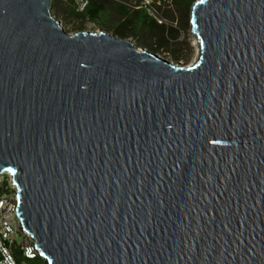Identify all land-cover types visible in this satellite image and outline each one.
Listing matches in <instances>:
<instances>
[{"label":"water","instance_id":"95a60500","mask_svg":"<svg viewBox=\"0 0 264 264\" xmlns=\"http://www.w3.org/2000/svg\"><path fill=\"white\" fill-rule=\"evenodd\" d=\"M0 0V175L48 264H264V0H196L201 55Z\"/></svg>","mask_w":264,"mask_h":264},{"label":"rangeland","instance_id":"374dc122","mask_svg":"<svg viewBox=\"0 0 264 264\" xmlns=\"http://www.w3.org/2000/svg\"><path fill=\"white\" fill-rule=\"evenodd\" d=\"M161 6L162 9L157 8V12L152 9L150 14L158 22L166 23L165 28L169 31L166 40L163 42L164 46L159 41L161 30L155 24L152 28L143 26L140 29H127L124 31V34H121V31H117L115 23H117L118 13L115 9H111L108 18L104 17L98 20L75 16L69 12L67 3L63 0H56V4L50 10L61 21L68 32L104 30L117 36L121 34L123 37H128L136 45L155 51L171 61H180L188 64L197 62L201 55V41L193 29L191 21L192 7L188 11L180 12L171 0L163 2ZM174 53H177V55ZM2 176L4 181L11 182L8 172H4Z\"/></svg>","mask_w":264,"mask_h":264},{"label":"built area","instance_id":"2783aa9c","mask_svg":"<svg viewBox=\"0 0 264 264\" xmlns=\"http://www.w3.org/2000/svg\"><path fill=\"white\" fill-rule=\"evenodd\" d=\"M165 1L168 0H140L134 7L145 8L151 13L153 5H161ZM89 3L90 0H75V8L78 12H84ZM3 173L0 175V264H34L33 260L41 253L17 213L18 186L10 172L11 182L4 181Z\"/></svg>","mask_w":264,"mask_h":264},{"label":"trees","instance_id":"16d2710c","mask_svg":"<svg viewBox=\"0 0 264 264\" xmlns=\"http://www.w3.org/2000/svg\"><path fill=\"white\" fill-rule=\"evenodd\" d=\"M140 0L135 2H125L117 0H90L89 6L84 12H78L75 8V0H69L67 7L69 12L74 14L79 18H90L92 20L103 19L102 15L106 10L115 9L118 13L117 23L115 26L118 28L117 31H121V34H124V31L127 29L137 28L140 29L143 26L152 28L155 24L161 30V35L159 36L160 43L163 44L164 40L167 38L168 29H166V23L158 22L145 8H135V5H138ZM171 2L178 8L180 12L188 11L195 0H171ZM56 4V0L52 1L51 7ZM162 9L161 5H153V9L157 12L158 9ZM120 34V36H121ZM164 46V44H163ZM177 55V53H174ZM34 264H48L47 260L38 255L36 259L33 260Z\"/></svg>","mask_w":264,"mask_h":264},{"label":"crops","instance_id":"0c3cea01","mask_svg":"<svg viewBox=\"0 0 264 264\" xmlns=\"http://www.w3.org/2000/svg\"><path fill=\"white\" fill-rule=\"evenodd\" d=\"M117 1H122L125 2L126 0H117ZM135 2L136 0H127V2ZM111 13V9L109 8L108 10H106V12L102 15V18H108L110 16ZM117 28V27H116ZM118 29V28H117Z\"/></svg>","mask_w":264,"mask_h":264},{"label":"snow or ice","instance_id":"6c2138e0","mask_svg":"<svg viewBox=\"0 0 264 264\" xmlns=\"http://www.w3.org/2000/svg\"><path fill=\"white\" fill-rule=\"evenodd\" d=\"M201 2H202V0H201Z\"/></svg>","mask_w":264,"mask_h":264}]
</instances>
